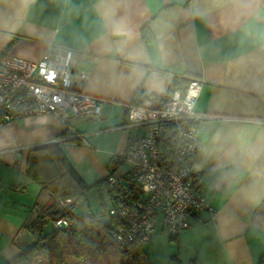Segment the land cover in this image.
I'll return each mask as SVG.
<instances>
[{"label": "crops", "instance_id": "obj_1", "mask_svg": "<svg viewBox=\"0 0 264 264\" xmlns=\"http://www.w3.org/2000/svg\"><path fill=\"white\" fill-rule=\"evenodd\" d=\"M52 46L76 52L86 74L80 89L101 101V114L72 121L87 143L67 138L51 113L0 126V264L32 243L21 228L36 219L37 202L48 199L26 174L32 156L59 167L46 148L58 145L91 187L76 195L72 207L93 213L90 201L99 203L103 190L109 192L106 177H122L129 169L124 161L113 168L114 159L131 138L145 133L142 126L117 128L127 120L128 105L141 99L157 107L163 93H184L191 78L203 81L194 106L201 148L193 158V178L215 214L202 212L204 222L192 218L172 238L170 254L179 264H260L264 0H0V57L38 60ZM155 232L163 235L160 217Z\"/></svg>", "mask_w": 264, "mask_h": 264}, {"label": "built area", "instance_id": "obj_2", "mask_svg": "<svg viewBox=\"0 0 264 264\" xmlns=\"http://www.w3.org/2000/svg\"><path fill=\"white\" fill-rule=\"evenodd\" d=\"M76 55L71 48L52 46L38 60L0 57V126L26 115L51 113L63 123L67 138H81L87 143L72 121L99 117L101 101L80 89L86 74L77 66ZM202 84L201 79L191 78L184 93H163L157 107L137 99L127 107L126 122L117 127L145 129L115 158L129 164L125 175L111 173L105 179L112 199L108 213L116 219L112 237L120 250H127L133 242L149 241L159 217L170 238L189 228L192 218L204 222V211L214 217L215 209L206 203L193 178V158L201 148V118L194 106ZM168 127L174 132V143L165 157L162 142ZM77 198L59 201L64 213L51 219L54 226L74 223L67 212L78 203Z\"/></svg>", "mask_w": 264, "mask_h": 264}, {"label": "trees", "instance_id": "obj_3", "mask_svg": "<svg viewBox=\"0 0 264 264\" xmlns=\"http://www.w3.org/2000/svg\"><path fill=\"white\" fill-rule=\"evenodd\" d=\"M173 143L174 132L168 127L162 142L165 157ZM46 148L55 155L60 166L46 162L44 156H32L26 170L29 177L41 184L42 191L48 192L45 203L37 202L36 219L27 225L29 231L35 234V240L1 264H153L142 243L133 242L127 250L117 247L112 237L116 219L109 215L105 206L98 212L75 215L71 205L67 215L74 219V223L62 228L54 226L51 219L55 216L59 201L77 194L84 195L91 187L75 173L58 145ZM117 163L114 159V166ZM101 184L98 182L93 187L98 189ZM109 193L111 195L110 190ZM49 223L52 227L47 229ZM172 261L179 264L175 256H172ZM259 263L264 264V254Z\"/></svg>", "mask_w": 264, "mask_h": 264}, {"label": "rangeland", "instance_id": "obj_4", "mask_svg": "<svg viewBox=\"0 0 264 264\" xmlns=\"http://www.w3.org/2000/svg\"><path fill=\"white\" fill-rule=\"evenodd\" d=\"M102 196L103 198H99V203L96 202L94 199L90 201L93 212H96L98 209L101 210L104 206L108 208L109 206L112 205L111 195L109 194L108 191H106V189L103 190ZM72 197H77V196L73 195ZM79 197L77 198L78 200L80 199ZM83 205H84L83 208L86 209L87 208L86 203H83ZM73 209L75 210L76 214H81L79 206ZM28 224H26L23 228H21L22 229L21 233L25 235V238L26 236H28L29 240L33 242L35 240V234L29 231V229L27 228ZM51 227L52 224L49 223L47 224L46 228L50 229ZM160 233L161 232H159V234H156L155 232L149 241L143 243V247L156 264H174V262L172 261V256L170 254V251H172V249L175 248L176 241L168 237L166 232L163 231V235H160Z\"/></svg>", "mask_w": 264, "mask_h": 264}, {"label": "water", "instance_id": "obj_5", "mask_svg": "<svg viewBox=\"0 0 264 264\" xmlns=\"http://www.w3.org/2000/svg\"><path fill=\"white\" fill-rule=\"evenodd\" d=\"M57 213H59L58 216H54L53 219H57L58 217H60V216L63 215L64 212H63V210H62L61 207H58V208L55 210L54 214H57Z\"/></svg>", "mask_w": 264, "mask_h": 264}]
</instances>
